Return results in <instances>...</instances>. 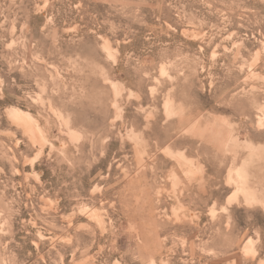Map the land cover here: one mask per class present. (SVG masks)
Returning a JSON list of instances; mask_svg holds the SVG:
<instances>
[{
    "label": "rangeland",
    "instance_id": "1",
    "mask_svg": "<svg viewBox=\"0 0 264 264\" xmlns=\"http://www.w3.org/2000/svg\"><path fill=\"white\" fill-rule=\"evenodd\" d=\"M0 264H264V0H0Z\"/></svg>",
    "mask_w": 264,
    "mask_h": 264
}]
</instances>
